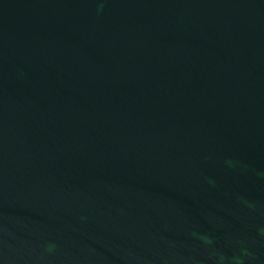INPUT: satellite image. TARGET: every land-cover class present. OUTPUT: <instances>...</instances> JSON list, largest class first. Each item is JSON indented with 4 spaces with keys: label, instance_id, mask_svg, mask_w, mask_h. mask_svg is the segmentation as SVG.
Wrapping results in <instances>:
<instances>
[{
    "label": "water",
    "instance_id": "obj_1",
    "mask_svg": "<svg viewBox=\"0 0 264 264\" xmlns=\"http://www.w3.org/2000/svg\"><path fill=\"white\" fill-rule=\"evenodd\" d=\"M0 264H264V0H0Z\"/></svg>",
    "mask_w": 264,
    "mask_h": 264
}]
</instances>
